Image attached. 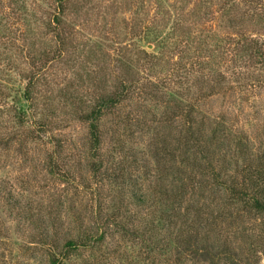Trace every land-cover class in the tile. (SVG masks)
<instances>
[{
  "label": "rangeland",
  "instance_id": "obj_1",
  "mask_svg": "<svg viewBox=\"0 0 264 264\" xmlns=\"http://www.w3.org/2000/svg\"><path fill=\"white\" fill-rule=\"evenodd\" d=\"M60 4V0H0V264H50L46 247L36 243L43 231L38 219H43L51 204L59 201L54 206L63 216L73 211L79 219H64L60 236L50 240L62 245L65 233L76 236L83 227L99 223L92 215L98 205L105 214L112 207L127 213L131 209V215L140 212L139 218L144 213L135 225L140 231L156 227L158 246L164 247L169 238L162 263L175 259L180 247L177 234L186 224L185 216L175 217L173 235L164 229L167 223H149L148 213L152 209L166 212L170 202H161L155 195L160 201L152 209L135 206L134 179L142 171L141 165L146 164L144 158L149 160L150 169L156 165L152 143L157 136L180 153L179 117L168 122V116L177 113L180 95L187 85H191L192 92L203 88L208 93L199 103V113L209 119L203 138L210 143L215 166L224 167V179L242 185V169L248 164L264 163V59L254 57L245 48L251 40L264 42V0H67L61 22L55 25L54 15ZM193 62L200 69L192 70L190 82L183 83ZM180 65L181 69L171 75L172 69ZM25 71L38 72V107L49 124L47 136L42 133L44 141H27L21 149L19 142L6 144L5 139L11 133H23L7 108L16 105L27 82L22 76ZM134 81L138 89L131 105L123 107L124 112L133 110L139 120L152 126L151 130L141 124L126 129L114 123V115L105 116L101 124L106 136L103 153L107 156L102 172L105 174L106 168L113 174L125 170V206L115 183L102 182L97 193L87 187L93 186L95 178L89 159L88 125L79 120V114L89 111L100 96L121 82ZM210 83L216 89H209ZM155 89L156 97H144L145 90ZM214 117L224 120L217 131ZM114 135L126 138L122 148L115 151L111 146ZM52 136L64 143L63 151L55 157L72 180L68 184L47 181V173L41 171L56 149V141H49ZM241 142L247 144L245 155L240 151L244 147ZM172 165L170 172L162 175L163 183L156 181V171L148 176L144 173L139 194L173 188L178 183V169L183 167L180 158ZM190 168L186 167L187 175ZM192 173L196 180H203V187L190 193L182 206L186 211L194 204V217L200 211L196 219L202 236L228 244L243 264H264V214L243 209L237 213L238 204L229 205L228 192L214 189L212 175L203 169ZM29 208L33 211H27ZM173 210H177L176 205H172ZM29 213L34 223L28 219ZM229 213L232 217L226 222L214 223L217 214ZM122 239L119 234L107 239L118 253L103 255L102 247L84 250L79 256H71L66 264H86L95 259L93 264L146 261L142 255L149 248L145 244L135 246ZM222 260L217 264H225ZM185 264L207 263L194 260Z\"/></svg>",
  "mask_w": 264,
  "mask_h": 264
},
{
  "label": "trees",
  "instance_id": "obj_2",
  "mask_svg": "<svg viewBox=\"0 0 264 264\" xmlns=\"http://www.w3.org/2000/svg\"><path fill=\"white\" fill-rule=\"evenodd\" d=\"M60 1L62 7L58 6V11L54 15V21H56L55 25L61 22L60 19L64 13L63 5L67 0ZM245 48L251 50L254 57L264 59V42L251 40L245 44ZM59 50L62 49L60 48ZM183 50L188 49L186 48ZM191 65L192 66L185 72L183 83H189L191 78L188 77V75L192 70L199 68L196 66V62H193ZM178 69H181V65L179 67H174L170 74L173 75ZM37 73V71H25L22 74L27 82L23 85L20 91L16 105L7 108V110L15 115L19 126L23 128V133H11V135L5 139V143L9 144L13 141H17L19 142L21 149L25 147L27 141H33V139V142H36L37 139L44 141L46 138H42V133L46 132L45 136H47L48 133L46 129L49 123L46 121L44 114L38 107L39 95L36 94L37 79H35ZM201 79L203 80L204 77ZM198 81L201 82L200 79ZM151 84L158 88V85L154 81H151ZM210 88L212 90L216 89L215 85L211 83L209 85V89ZM136 89L138 88L135 86V81L130 83L121 82L120 86H117L113 91L100 96L98 101L93 104L89 111L79 114V120L88 125L89 159L95 178L93 186L88 185L87 187H90L94 193H97L102 182H109L111 185L112 183H115L117 185L115 191L117 192V195L120 193L122 205H125L127 174L124 169L115 171L116 174H113L112 172L109 173L108 168H106V173L103 174L102 171L106 160L105 157L107 158V156L103 153L106 136L104 135L103 130H101V124L105 116L114 115L116 117L114 123L117 125L123 124L126 129H128L129 126L134 124H141L142 128L148 126L150 131L152 126L148 122L139 120L138 115L133 110L127 113L124 112L123 107L127 104L131 105L130 100L133 99V94ZM156 91L157 89H155V91L150 90V92L145 90L144 97L149 95L151 97H156ZM2 94L6 95L5 93ZM206 94L208 93H205L203 88L200 90L196 89L192 92L191 85H187L185 91L180 95L181 101L178 105L177 113L173 114L174 116H168V122L174 121L176 117H179L181 130L178 137L182 142L180 153H177L176 149L169 148L161 141L159 136H157L152 143V159L155 160L156 165L150 169L149 160L147 157L144 158L146 164L141 165L143 167L142 171L139 172L134 179V185H136V188L133 190L132 198L135 206L143 208L149 206L152 209L155 202L157 203L160 201L155 199V195H158V198L162 199L161 202H170V209L166 212H163L162 210L155 211V209H152L148 213L149 219L147 221L149 223H152L154 226H156L155 224L167 223V226H164V229H166L168 234L173 235L175 234V217L185 216L186 224L179 229L177 234L180 246L178 257L175 259L169 258L170 260L166 259L162 263L161 257L165 256L167 253L166 246L168 245L169 238L166 240L168 242L165 246L160 247V245L158 246V241H155L156 227L152 228L153 234L151 228H147L144 231H140L139 228H136L135 225L139 222L144 213L143 215L140 214L141 216L139 218V215L137 214L140 212L131 215V209L128 210L127 213L121 212L119 208L112 207L110 208L109 213L105 214L103 213L104 208L102 209L98 204L97 209L93 208L92 215H94V219L99 223L95 222V224H97L94 226L89 225L83 227L80 234H77L76 236L69 232L65 233V242L60 245L59 242L50 239H53L54 236H60V227L65 224L64 219L75 221L79 219V216L77 213H72L73 211H68V213H66L67 215L63 216L61 210L56 209L54 206L59 205V201L51 204L52 208L47 210L43 219H38L40 222L38 225L43 231L36 243L41 245V247H46L45 249L48 251L50 264H66L71 256H79L84 250L95 251L101 249V247V254L103 255L107 253L112 254L113 252L118 253V249H113V244L107 241L108 237L113 239L116 234L121 235L123 241L128 240L135 246L145 244L149 248V250L142 255L144 256V259H146L145 262L137 260L133 263L128 262L129 260L126 259L127 264H185L188 261L194 262V260H199L207 264H217L222 259H224L222 261H224L225 264H243L242 259L238 258L239 256L235 254L236 252L234 253L228 244L222 245L217 242L218 240L213 241L211 237L206 238L202 236L199 229L201 225L198 223L199 220L197 221L196 219L199 217L200 211L197 212V217L192 215V211L194 207H196L194 204H190V208L186 209V211L182 206L183 200L190 193L199 189L202 186L201 183H203V180H196V174H193L192 172L194 169H203L206 174L208 173V175H212L214 189H218L219 192H228L230 196L228 199L230 201L229 205L238 204L237 213L239 210L243 209L256 212L257 214H264V163L262 162L259 165H246L241 172L245 179L244 184L242 185H239L238 183L236 184L234 180H225L224 178L226 177V174L224 173V167L218 169L214 164L215 162L211 155L210 143L203 138L204 129L209 119L199 113V103L202 97ZM214 120V128L215 131H217L218 126H223L224 120H219L217 117H214ZM53 137L55 136H52L49 141L51 143H54V140L56 141L57 144L54 143L56 149L53 150L49 155V158H47L46 163L40 168L41 171L43 169L47 173L48 177L44 176L47 181H62L63 183L68 184L72 182V180L68 177L65 170H63L64 166L60 163L59 158L57 157L56 159L55 157L56 154H60L63 151L64 143L62 139L59 138L53 140ZM125 139L126 138L123 139L121 135H114V137L111 138V140H113V144H111L113 151L122 148ZM242 145L244 147H240V151L245 155L247 144L241 142L240 146ZM24 155H27V153L24 152ZM177 158H180L183 168L181 169L178 167L179 176L176 178V180L178 179V183L173 188L169 190L166 188L160 189L159 191H161L162 195H160L158 190H153V194L149 191L139 194L144 173L148 176L152 171H156V181L161 183L160 180H162V175L166 172H170V169L175 166L172 165V163L175 162ZM186 167H191V172H189L190 175H187ZM40 168L38 169V173ZM81 188L85 189L83 186H81ZM15 205L18 206V202L15 203ZM172 205H176L177 210L172 211ZM143 208L141 210H143ZM197 209L201 210V208ZM27 211H33V208H29ZM31 214L32 213H29L28 219L30 222L34 223L35 221L32 219ZM37 216H40L39 213ZM230 217H232V213H229L228 216L217 214V216L213 217V221L214 223L226 222ZM165 239L166 237H164V241ZM104 248L111 249H108V252L102 253ZM226 259L229 260V262ZM95 261H97V259L93 260L91 263L87 262L86 264H93ZM244 264L249 263L246 262Z\"/></svg>",
  "mask_w": 264,
  "mask_h": 264
}]
</instances>
